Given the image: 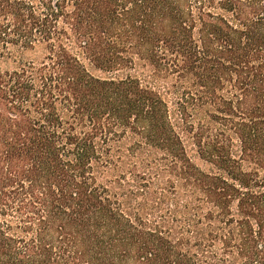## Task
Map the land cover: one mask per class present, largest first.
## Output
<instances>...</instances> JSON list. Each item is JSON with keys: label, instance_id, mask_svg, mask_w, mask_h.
Listing matches in <instances>:
<instances>
[{"label": "trees", "instance_id": "16d2710c", "mask_svg": "<svg viewBox=\"0 0 264 264\" xmlns=\"http://www.w3.org/2000/svg\"><path fill=\"white\" fill-rule=\"evenodd\" d=\"M0 264H264V0H0Z\"/></svg>", "mask_w": 264, "mask_h": 264}, {"label": "rangeland", "instance_id": "374dc122", "mask_svg": "<svg viewBox=\"0 0 264 264\" xmlns=\"http://www.w3.org/2000/svg\"><path fill=\"white\" fill-rule=\"evenodd\" d=\"M195 160V162L197 163V164H199L200 166H202V167H204L205 165L198 159V158H195L194 159Z\"/></svg>", "mask_w": 264, "mask_h": 264}]
</instances>
